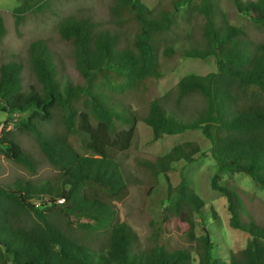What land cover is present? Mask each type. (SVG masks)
Masks as SVG:
<instances>
[{"label": "trees", "instance_id": "trees-1", "mask_svg": "<svg viewBox=\"0 0 264 264\" xmlns=\"http://www.w3.org/2000/svg\"><path fill=\"white\" fill-rule=\"evenodd\" d=\"M17 1L11 11L16 31L27 17L51 12L60 0ZM167 1L150 9L141 0H109L107 29L92 15L62 18L56 35L70 49L77 82L62 74L43 39L27 48L33 77L27 87L22 62L0 64V114L10 122L19 116L16 130L31 136L55 172L0 185V264H264V228L243 222L234 191L220 184L222 176L242 174L264 190V0H229L249 17L261 39L231 24L219 0H200L194 10L203 22L182 38L172 14L193 0ZM126 29L132 38L122 44ZM5 36L0 13V43ZM177 56L213 57L216 71L180 77L173 92L150 100L146 113L139 114L128 95H146L149 83L164 76L160 58ZM7 126L0 130V155L35 174L39 162ZM140 126L150 142L199 132L208 143L216 166L210 188L226 202L229 227L249 237L228 262L213 256L207 232L195 234L194 214L202 221L205 204L182 171L205 148L193 141L139 162L150 189L179 170L167 203L189 247L168 246L152 222L147 246H139L122 214L129 182L120 157L130 150Z\"/></svg>", "mask_w": 264, "mask_h": 264}, {"label": "rangeland", "instance_id": "rangeland-1", "mask_svg": "<svg viewBox=\"0 0 264 264\" xmlns=\"http://www.w3.org/2000/svg\"><path fill=\"white\" fill-rule=\"evenodd\" d=\"M148 8H156L160 3L168 5L167 0H141ZM17 0H0V13L3 16L6 36L0 43V64L18 60L23 65V84L27 87L33 83V77L26 64L27 48L35 40H47L59 62L62 74L67 78L78 81L69 58L70 49L61 43L56 35L59 21L67 16L92 17L103 29L110 28L109 0H60L51 9V12L40 16L27 17L19 26L18 31L13 27L11 11L18 6ZM200 0H193L190 7H181L172 14L180 37L191 34L203 22L194 7H198ZM219 6L227 15L228 21L243 28L253 38L261 39V34L255 30L248 16L238 13L229 0H219ZM132 30L126 29L121 33V43L127 44L132 38ZM196 39V35H194ZM164 76L149 83V92L142 96L134 92L129 94L127 100L139 114L146 113L147 105L152 99H160L163 95L174 91L180 77L194 74L205 76L216 71L213 57L204 60L189 59L177 56L173 59L160 58ZM173 95V94H172ZM19 116L12 117L11 122L5 115L0 114V130H11L13 138L21 147L28 151L39 163L35 174L29 175L25 170L6 160L0 155V185L12 184L19 179L38 180L54 175V171L47 167L40 155L31 136L16 130L14 122ZM150 137L145 128L140 126L133 144L128 152L120 157L124 175L129 182L128 197L122 211L123 218L135 232L141 248L147 246L150 235V222L158 228L164 242L170 247H187L175 228V221L169 211L167 203L168 187L175 188L180 180L179 170L167 174V180L159 179L156 186L150 189L149 179L139 166L142 160H153L168 152L172 147L185 141L203 144L204 155H198L195 161L186 165L182 174L187 180V185L196 193L205 204V218L194 214L197 223L196 236L207 232L213 241V256L222 257L229 261L230 253L239 252L249 240L247 234L234 230L228 225L226 202L221 195L210 188V178L216 171V166L208 153V143L199 132L192 134L162 137L150 142ZM220 184H228L234 191L243 222H253L264 228V190L256 187L251 180L242 174L232 177L222 176ZM189 247V246H188ZM193 257L196 255L193 253Z\"/></svg>", "mask_w": 264, "mask_h": 264}]
</instances>
